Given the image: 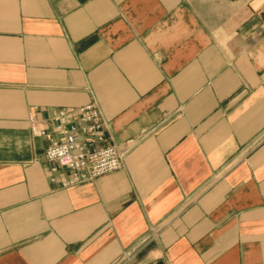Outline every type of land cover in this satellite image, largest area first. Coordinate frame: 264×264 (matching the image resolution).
Returning a JSON list of instances; mask_svg holds the SVG:
<instances>
[{
    "label": "crops",
    "instance_id": "1",
    "mask_svg": "<svg viewBox=\"0 0 264 264\" xmlns=\"http://www.w3.org/2000/svg\"><path fill=\"white\" fill-rule=\"evenodd\" d=\"M88 103L122 166L64 186ZM0 264H264V0H0Z\"/></svg>",
    "mask_w": 264,
    "mask_h": 264
},
{
    "label": "built area",
    "instance_id": "2",
    "mask_svg": "<svg viewBox=\"0 0 264 264\" xmlns=\"http://www.w3.org/2000/svg\"><path fill=\"white\" fill-rule=\"evenodd\" d=\"M66 115V111L57 114L55 130L58 138L52 140L44 151L47 161L54 162L69 172L64 186L92 180L121 168L124 152L114 146L86 149V145L92 144L94 140H102L104 124L95 104L88 103L76 109L72 113L73 123L61 122ZM30 131L37 136L45 134V129L33 118H30Z\"/></svg>",
    "mask_w": 264,
    "mask_h": 264
}]
</instances>
